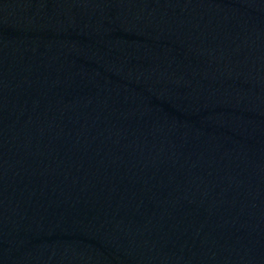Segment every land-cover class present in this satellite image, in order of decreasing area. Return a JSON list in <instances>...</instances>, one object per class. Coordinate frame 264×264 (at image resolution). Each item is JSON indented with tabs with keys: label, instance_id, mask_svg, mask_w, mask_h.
I'll return each mask as SVG.
<instances>
[{
	"label": "water",
	"instance_id": "1",
	"mask_svg": "<svg viewBox=\"0 0 264 264\" xmlns=\"http://www.w3.org/2000/svg\"><path fill=\"white\" fill-rule=\"evenodd\" d=\"M0 264H264V0H0Z\"/></svg>",
	"mask_w": 264,
	"mask_h": 264
}]
</instances>
